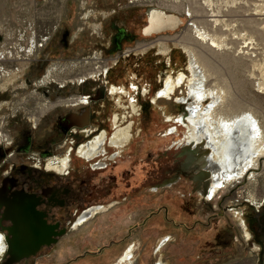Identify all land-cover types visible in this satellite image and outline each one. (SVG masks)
I'll list each match as a JSON object with an SVG mask.
<instances>
[{
	"label": "rangeland",
	"instance_id": "374dc122",
	"mask_svg": "<svg viewBox=\"0 0 264 264\" xmlns=\"http://www.w3.org/2000/svg\"><path fill=\"white\" fill-rule=\"evenodd\" d=\"M132 1L0 0V29H15L16 32L31 28L55 30L60 25L53 45L59 46L66 31L70 32L69 42L75 43L70 50L64 49L65 66L68 67L82 57L99 54V50L87 47L88 43L101 41L100 36L94 39L91 34H97L101 27L106 31L104 35L112 33L113 23L133 31L138 43L163 36L161 38L165 39L155 54L129 58L123 69L124 76L130 77L143 61L145 68L150 67V70H142L144 76L154 78L150 73L154 66L160 71L159 79L144 78L138 82L144 88L152 83L161 91L170 76L174 79L181 74L186 75V79L192 77L190 55L178 43L188 41L200 56L211 61L212 70L223 82L230 84L232 98L228 104L232 109L228 111L231 117L253 113L264 134V91L257 87L260 79L249 78L252 63L249 60L236 62L233 56L225 60L216 56L215 61L198 36V31L211 30L208 0H157L155 3L160 10L180 17L183 25L175 31L155 34L152 39H145L142 31L149 26L148 9L156 7L147 4V0L141 4ZM256 1L259 0L254 3H259ZM249 30L254 34V44L260 45L255 71L259 75L264 63V35L257 25L250 26ZM229 36V40L240 42L235 48L242 46L243 41L233 33ZM136 46L137 43L129 42L125 49L132 50ZM168 51L172 55L166 56ZM170 57L171 64L168 63ZM128 80L116 79L117 85L126 84ZM186 86L188 93L186 80L176 89L172 101L158 99L156 105L144 113L142 134L134 135L131 143L127 142L122 149V163L119 161V168L112 172L115 178L104 181L101 187V198L96 202L108 210L84 226H79L78 221L55 247L47 249V256L20 264H117L130 247L135 249L134 264H158L160 261L166 264H260L262 249L254 240L250 222L263 216L264 155L245 178L227 185L216 199L208 201V195H201V188L194 181L195 172L185 171L188 158L183 156V145L190 136L189 131L177 122V117L187 108L184 109L186 104L181 106L176 98L186 94ZM152 92L147 98L155 100ZM210 104L211 99L202 103L204 108ZM172 129L176 131L171 133ZM173 179L176 181L171 187L164 186ZM102 180L96 179L95 183L100 184ZM61 214L54 219H60Z\"/></svg>",
	"mask_w": 264,
	"mask_h": 264
},
{
	"label": "flooded vegetation",
	"instance_id": "af4514ba",
	"mask_svg": "<svg viewBox=\"0 0 264 264\" xmlns=\"http://www.w3.org/2000/svg\"><path fill=\"white\" fill-rule=\"evenodd\" d=\"M132 2L141 4L145 0ZM148 2L156 7L150 11L160 9L157 0ZM59 26L55 30L31 28L18 32L0 29V264L43 258L48 255L47 249L55 247L78 221L84 226L108 210L96 201L101 198L104 181L115 178L112 172L122 163V149L134 135L142 134L144 113L158 99L172 101L175 95L162 97L168 79L162 91L152 83L144 88L138 82L160 77L154 66L150 71L154 78L145 77L142 70L150 67L145 68L143 61L130 77L123 72L129 58L155 54L163 36L138 43L133 31L113 23L112 33L104 35L106 31L101 27L97 34H91L94 39L100 36L101 41L88 43L87 47L99 50V54L82 57L68 67L64 49L70 50L75 43L69 42L70 32L66 31L59 46L53 45ZM145 29V39L157 34ZM129 42L137 46L126 50ZM170 52L166 56L172 55ZM116 79L129 80L117 85ZM150 92L155 100L147 98ZM187 95L186 86V94L176 98L187 100L178 102L187 108L177 117L184 127L179 119L192 105ZM123 132L129 133V139L123 140ZM183 149V156L188 158L185 171L191 173L194 149L188 140ZM193 172L200 188L208 184L206 171ZM95 178L103 180L99 184ZM175 181H167L164 186L171 187ZM262 208L260 220L250 222L254 240L262 249L260 264L264 253V205ZM60 212V219L55 220ZM134 257L135 249L130 247L117 264H134Z\"/></svg>",
	"mask_w": 264,
	"mask_h": 264
},
{
	"label": "bare ground",
	"instance_id": "6f19581e",
	"mask_svg": "<svg viewBox=\"0 0 264 264\" xmlns=\"http://www.w3.org/2000/svg\"><path fill=\"white\" fill-rule=\"evenodd\" d=\"M215 1L217 3L208 0L212 19L211 30L208 28L207 31H198V36L202 39L203 45L205 43L204 47L211 53L213 60L216 56L224 60L227 56H233L236 62L249 60L252 63L249 78L260 79L257 87L264 91V63L263 66L261 65L259 75L255 72L258 61L257 50L260 45L254 44V34L249 30L250 26L257 25L260 34L264 35V0L256 1L259 3H254L255 0ZM253 5L255 6L252 10ZM172 15L175 14H167L160 9L150 11V26L146 31L161 33L183 24L180 17ZM231 33L243 41L241 47H234L240 42L229 40ZM178 43L190 55L189 71L192 77L186 79L184 74L179 75L177 79L169 77L162 97L166 95L168 98L169 95L174 94L176 89L187 80L189 88L187 98L192 101V105L188 113L181 116L179 121L188 128L190 135L188 144L194 149L190 169L204 170L207 172L204 178L209 177L208 184L201 183L200 194L208 195V201H212L224 188H227V185L239 182L238 180L245 178L254 167L258 166L259 157L264 155V134L253 113H242L231 117L228 111L232 109L228 104L232 98L230 84L223 82L212 70L211 61L207 57L200 56L188 41ZM208 99H211V104L204 108L202 103ZM178 102L186 103V97ZM124 139H129V133L123 132ZM204 178H199V181ZM213 196L214 198H211Z\"/></svg>",
	"mask_w": 264,
	"mask_h": 264
},
{
	"label": "water",
	"instance_id": "95a60500",
	"mask_svg": "<svg viewBox=\"0 0 264 264\" xmlns=\"http://www.w3.org/2000/svg\"><path fill=\"white\" fill-rule=\"evenodd\" d=\"M152 8H150V9H148V11H147V19H148V24H149V26H150V20H149V12H150V10H151ZM172 16H175V15H172ZM178 17V16H177ZM183 24H181L180 26H182ZM148 26V27H149ZM180 26H178L177 28H175V29H173V30H167V31H175V30H178L179 29V27ZM147 27V28H148ZM145 32H146V29H145ZM164 32H166V31H164ZM161 33H163V32H161ZM160 32L159 33H157V34H161ZM145 35H146V33H145ZM147 36V35H146ZM262 264H264V253H263V257H262Z\"/></svg>",
	"mask_w": 264,
	"mask_h": 264
}]
</instances>
